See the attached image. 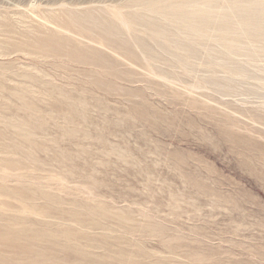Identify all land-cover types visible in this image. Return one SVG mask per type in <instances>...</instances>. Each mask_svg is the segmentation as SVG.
Segmentation results:
<instances>
[{
	"label": "rangeland",
	"instance_id": "374dc122",
	"mask_svg": "<svg viewBox=\"0 0 264 264\" xmlns=\"http://www.w3.org/2000/svg\"><path fill=\"white\" fill-rule=\"evenodd\" d=\"M133 1L0 0V264H264V43L184 71Z\"/></svg>",
	"mask_w": 264,
	"mask_h": 264
},
{
	"label": "bare ground",
	"instance_id": "6f19581e",
	"mask_svg": "<svg viewBox=\"0 0 264 264\" xmlns=\"http://www.w3.org/2000/svg\"><path fill=\"white\" fill-rule=\"evenodd\" d=\"M138 3H141L139 11L125 18L120 15L118 8L111 7L110 9L114 11L113 24L125 27V34L128 36H133L135 32L145 34L151 42L156 44L157 50L165 53L172 51L173 54L177 52L176 56H184V62L181 63L184 71L190 64V58L198 53V50L192 49L188 43L212 40L220 51L231 59L233 57L235 59L243 49L240 44L242 39L264 43V0H139L134 2V4ZM68 12L72 11L69 9ZM88 22L99 24V20L92 15L88 17ZM52 23L58 26L57 23ZM136 25H141L142 28L139 29ZM106 26L104 27L103 23V26H99L100 30L120 38L121 35L117 31ZM90 39L95 42L92 38H89V41ZM80 43L86 44L84 41ZM137 44L148 66L151 64L154 66V62L161 59L159 51L149 49L150 46L143 40L139 39ZM255 47L264 51L263 44L262 47L251 45L247 50L248 59L251 58ZM204 50L210 58L207 65H213L215 50L213 48H204ZM224 69L231 76L246 77L248 75L237 64L232 66L226 62Z\"/></svg>",
	"mask_w": 264,
	"mask_h": 264
}]
</instances>
